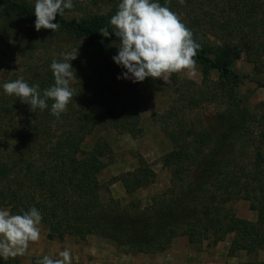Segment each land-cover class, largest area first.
Listing matches in <instances>:
<instances>
[{
	"label": "trees",
	"instance_id": "obj_1",
	"mask_svg": "<svg viewBox=\"0 0 264 264\" xmlns=\"http://www.w3.org/2000/svg\"><path fill=\"white\" fill-rule=\"evenodd\" d=\"M112 2L115 6L105 12L71 15L78 9L73 0L74 7L53 21L60 24L53 32L36 31L35 0H0V55H15L17 68L5 77L0 65V208L23 214L21 210L35 207L50 241L68 236L84 241L94 235L126 254L163 253L180 237L193 245L216 246L231 234L235 250L249 255L264 250V100L253 106L241 94L239 75L232 69L245 54L258 74L264 71V0H185L183 5L179 0L167 4L154 0L186 17L181 21L200 44L194 59L203 67V81L198 85L182 82L178 74L170 76L182 112L174 123L166 121L163 126L172 143L166 157L171 183L147 206L137 199L128 205L102 202L101 194L108 188L99 174L108 167L110 143L99 138L91 150L83 148L97 129L133 137L143 133V88L131 83L125 95L106 80L109 75L123 78L126 71L113 60L120 41L110 25L119 2ZM103 28L110 36H103ZM207 31L215 40L207 37ZM73 50L78 54L71 61L74 95L59 119L51 114V100L47 109L34 113L30 105L4 93V83L23 77L30 86L39 85L42 94L54 85L53 60L63 62L61 54ZM97 67L103 69L98 74L101 81L92 70ZM213 71L216 81L210 78ZM143 82L164 84L151 77ZM205 103L221 108L213 123L200 128L203 122L186 120L185 115ZM19 110L24 111L22 119L17 118ZM155 180L151 165L141 159L124 188L133 195ZM241 200L256 212L255 221L237 216L233 205ZM0 264L16 261L9 258Z\"/></svg>",
	"mask_w": 264,
	"mask_h": 264
},
{
	"label": "rangeland",
	"instance_id": "obj_2",
	"mask_svg": "<svg viewBox=\"0 0 264 264\" xmlns=\"http://www.w3.org/2000/svg\"><path fill=\"white\" fill-rule=\"evenodd\" d=\"M74 2H76L78 9L74 8L71 15L101 13L113 8L116 4L112 0H74ZM117 2L120 3L121 0H117ZM71 15H68V17H71ZM183 19L185 20L186 17H181V20ZM207 37L215 40V37L208 31ZM62 44H67V42ZM6 55V57L3 54L0 55L1 71L5 77L17 70L14 61L15 55H12V53ZM40 55L44 56L45 54L40 53ZM12 60L14 61L13 64ZM83 62L88 68L92 66L91 63L88 65V62H90L88 59L83 60ZM232 69L239 75L241 94L247 95L253 106L263 101L264 71L258 74L245 54L240 60L234 62ZM92 70H95V76H99L98 78L101 81L103 78L98 74L103 69L97 67ZM109 76L106 78L107 82H112L125 95L131 83L135 85L131 79ZM178 77L182 82L187 80L200 85L203 81V67L196 61L195 74L181 72ZM210 78L215 81L218 80L217 72H211ZM161 80L164 82L163 85L137 82V88H143L140 110V124L143 133L140 136L133 137L129 134L117 133L114 130L97 129L92 135L88 136L83 144L84 150L89 151L93 148L97 139L105 138L112 149V154L105 158L108 167L99 174L100 182L105 188H108V191H103L101 194L102 202L116 200L122 205H128L132 200L137 199L144 206H147L154 197L163 194L170 186L171 165L166 163V157L172 151V143L163 133V126L166 121L175 122L177 115L180 114L178 109L181 105L175 103L176 96H174L169 85L171 83L170 77L166 81ZM187 89V87H184L183 91L186 93ZM220 108L221 106L218 103H205L200 108L186 112L185 117L186 120H195L198 124L203 122L202 126H198L206 128L215 121ZM180 115H182V112ZM23 117L24 111L19 110L17 118L22 119ZM141 159L151 165L156 173V180L149 187L129 195L124 188V182L128 179V175L138 168ZM262 170L264 171V166ZM233 208L238 217L250 221L256 220L257 214L250 209L248 202L238 201L233 205ZM40 228V240L30 244L25 255L11 258L16 261V264H31L34 258L42 259L45 255L58 259L60 258L59 252L65 249H68L71 254L73 252L80 253L79 257L76 258L78 260L75 263L72 261V264H240L247 261H264V250L251 255L245 251L235 250L232 245L233 234L216 246L207 243L193 245L186 237H180L174 240L170 248L163 253L134 255L126 254L115 243L94 235L88 236L84 241L72 236H68L61 241H50L46 236V228L42 224ZM3 260V257H0V261Z\"/></svg>",
	"mask_w": 264,
	"mask_h": 264
},
{
	"label": "clouds",
	"instance_id": "obj_3",
	"mask_svg": "<svg viewBox=\"0 0 264 264\" xmlns=\"http://www.w3.org/2000/svg\"><path fill=\"white\" fill-rule=\"evenodd\" d=\"M167 3L170 0H166ZM179 3L183 5L185 0H179ZM73 7V0H35L36 31H58L60 24L53 21L57 15L62 16L66 9ZM110 25L120 41L118 54L113 60L126 69L124 79H131L133 83L143 82L149 77L166 81L172 74H195L194 58L200 44L180 16L168 6L154 0H121L118 11L110 19ZM101 32L104 37L110 36L108 28L101 29ZM61 56L63 62L53 60L50 65L54 85L42 94L39 85L30 86L23 77L4 83V93L30 105V111L34 113L37 109H47L51 100V114L59 119L67 111L74 95L70 86L74 79L71 61L78 54L73 50ZM21 211L23 214H11L9 210L0 208V257L5 261L25 255L30 244L40 240L42 214L35 207ZM59 257L53 259L45 255L37 264H72L68 249L60 251Z\"/></svg>",
	"mask_w": 264,
	"mask_h": 264
},
{
	"label": "crops",
	"instance_id": "obj_4",
	"mask_svg": "<svg viewBox=\"0 0 264 264\" xmlns=\"http://www.w3.org/2000/svg\"><path fill=\"white\" fill-rule=\"evenodd\" d=\"M79 254H80L79 252L78 253L73 252V254H71L73 263H75L78 260L76 258L79 257Z\"/></svg>",
	"mask_w": 264,
	"mask_h": 264
}]
</instances>
